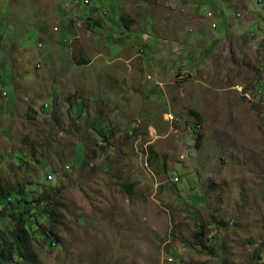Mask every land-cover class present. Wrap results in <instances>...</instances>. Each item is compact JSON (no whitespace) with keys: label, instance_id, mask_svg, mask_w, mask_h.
Instances as JSON below:
<instances>
[{"label":"rangeland","instance_id":"rangeland-1","mask_svg":"<svg viewBox=\"0 0 264 264\" xmlns=\"http://www.w3.org/2000/svg\"><path fill=\"white\" fill-rule=\"evenodd\" d=\"M0 181L38 264H264V0H0Z\"/></svg>","mask_w":264,"mask_h":264},{"label":"trees","instance_id":"trees-1","mask_svg":"<svg viewBox=\"0 0 264 264\" xmlns=\"http://www.w3.org/2000/svg\"><path fill=\"white\" fill-rule=\"evenodd\" d=\"M86 62L84 59L78 61L79 64ZM190 112L196 119L199 118L198 113ZM201 138L202 135L198 133L195 137V147H198ZM18 158L23 159L21 155H18ZM18 186L7 187L0 181V218L6 215L10 221L5 227H0V264H38L37 254L32 243L34 237L48 240L49 246L57 244L59 239L50 228H45L43 224L39 223L35 215L25 214V211L20 210L19 207L23 203H36L41 207L39 213L44 215L45 220L50 221L52 227L58 222V208L55 203L50 204L51 202H48V197L46 198L45 195L35 197L31 194L27 199L25 197L26 184ZM30 191L28 190V192ZM198 226L201 230L199 234H196L194 241L211 252L209 245L202 240L205 225L201 223ZM35 230H38V235H34Z\"/></svg>","mask_w":264,"mask_h":264},{"label":"crops","instance_id":"crops-1","mask_svg":"<svg viewBox=\"0 0 264 264\" xmlns=\"http://www.w3.org/2000/svg\"><path fill=\"white\" fill-rule=\"evenodd\" d=\"M80 60H82V59H80ZM84 60L87 61L86 59H84ZM87 62H88V61H87ZM87 62H86V63H87ZM86 63H85V64H86ZM82 64H84V63H82Z\"/></svg>","mask_w":264,"mask_h":264},{"label":"built area","instance_id":"built-area-1","mask_svg":"<svg viewBox=\"0 0 264 264\" xmlns=\"http://www.w3.org/2000/svg\"><path fill=\"white\" fill-rule=\"evenodd\" d=\"M169 116H170V114H169Z\"/></svg>","mask_w":264,"mask_h":264},{"label":"clouds","instance_id":"clouds-1","mask_svg":"<svg viewBox=\"0 0 264 264\" xmlns=\"http://www.w3.org/2000/svg\"><path fill=\"white\" fill-rule=\"evenodd\" d=\"M87 1V0H86Z\"/></svg>","mask_w":264,"mask_h":264}]
</instances>
